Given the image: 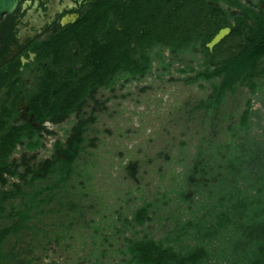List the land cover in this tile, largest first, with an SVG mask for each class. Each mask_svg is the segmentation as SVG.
Instances as JSON below:
<instances>
[{"label":"trees","instance_id":"16d2710c","mask_svg":"<svg viewBox=\"0 0 264 264\" xmlns=\"http://www.w3.org/2000/svg\"><path fill=\"white\" fill-rule=\"evenodd\" d=\"M246 23L238 22L231 38L214 52L205 46L213 33L192 34L193 27L201 25L166 21L163 39H134L116 49L115 55L107 45L94 57L95 70L85 74L84 96L97 86L112 85L109 77L114 71L116 83L151 74L156 58L146 51L145 42L149 46L162 42L176 53H189L199 43L205 51L201 56L175 54L161 59L158 77L173 75L171 69L178 63L175 71L180 76L170 80L198 85L205 94L194 104L187 102L174 117L186 136L175 150L166 145L150 158L149 163L160 159L155 166L144 169L145 160L137 157L123 164L129 154H118L120 170L129 181L121 200H141L132 209L130 204L116 208L117 201L109 203L105 195H98L101 190L95 182L105 166L97 153L100 138L88 132L104 102L87 117L79 115L66 129V137L54 143L49 157L35 165L30 160L45 147L43 134L22 129L9 147L3 140L0 264H38L39 252L45 254L52 245L71 248L69 241L76 232L85 243L92 239V264H264V111L254 108V102L260 101L264 109V16L242 31ZM157 26L150 24L154 32ZM242 32L245 37H240ZM77 91L69 89L68 115L81 106L73 102ZM192 122L199 127L188 138L185 129ZM17 141L33 151L30 158L10 161ZM151 172L158 181L150 178L142 185ZM153 221L165 228L161 237L144 232ZM84 228L88 236L79 232Z\"/></svg>","mask_w":264,"mask_h":264},{"label":"flooded vegetation","instance_id":"af4514ba","mask_svg":"<svg viewBox=\"0 0 264 264\" xmlns=\"http://www.w3.org/2000/svg\"><path fill=\"white\" fill-rule=\"evenodd\" d=\"M181 12L188 16H180ZM257 16H264V0H20L0 23V143L4 140L9 147L22 129L53 135L47 123L60 126L85 114V105L90 102H94L93 108L110 102L114 96L106 92H114L120 81H126L122 78L116 83V71L109 77V87L97 86L86 96L83 91L86 72L95 70L94 57L107 45L109 53L115 55L116 49L122 50L134 39H163L166 21H187L201 25L193 27V36L200 31L203 37L213 33L205 46L214 52L219 43L231 38L238 22L246 21L242 31L248 30L257 24ZM153 23L158 25L156 32L150 27ZM226 28L230 31L210 47L214 36ZM240 37H245L243 32ZM144 46L156 58L151 73L159 66L163 69L161 59L166 55L205 54L199 43L189 53L173 52L162 42L152 46L145 42ZM112 64L115 69V60ZM70 88L78 90L73 102L81 106L68 115ZM20 145L27 150L25 142L17 141L10 161L16 159L13 155Z\"/></svg>","mask_w":264,"mask_h":264},{"label":"rangeland","instance_id":"374dc122","mask_svg":"<svg viewBox=\"0 0 264 264\" xmlns=\"http://www.w3.org/2000/svg\"><path fill=\"white\" fill-rule=\"evenodd\" d=\"M187 57L189 58L188 55ZM177 66H179L178 63H174L172 70L174 71ZM161 70L163 69L153 70L154 72L146 78L130 81L124 86L123 81H120L114 92L107 91L106 95L111 94L114 97L101 109L97 107L95 115L98 116V120L88 132L90 136L97 135L100 138L97 141L99 146L97 153L102 165L105 166L98 174V179L95 182L97 188L101 190L98 195H105V199L109 203L117 201L116 208H126L130 204L132 209L135 203H141V200L138 199L135 203L130 198L128 201L121 200L128 188L129 181L125 180L123 177L125 173L120 170L119 163L121 160L118 154L120 152H124L126 156L129 154L123 160V164L129 159L137 157L145 160L144 169L155 166L160 159L157 158L153 163H149L150 158H155L156 153L166 145L171 144L169 149L178 148L181 140L186 136L174 117L183 112L184 108L187 107V102L194 104L200 96L205 94V90L198 85H186L181 81L170 80L172 76H180L176 71L173 75L165 74L163 78L158 77L157 73ZM145 86H147V90L143 91L142 88ZM98 97H102V95L99 94ZM93 104L94 102H90L89 105H85V117L92 112ZM260 107V102L255 101L254 108ZM262 111H264L263 108ZM75 120L77 119H70L60 126L47 123V128L54 130L55 134L43 133L45 147L38 150L37 157L31 159L30 163L35 165L40 159L48 158L53 151L56 139H64L68 134L66 129L71 128ZM197 127H199L197 122L189 123L188 127H185V130H188L187 136L190 135V132L194 135ZM254 131L261 132L257 128H254ZM190 137L191 135L188 138ZM195 143L196 138L193 139V144ZM32 154L33 151L24 150L23 146L20 145L13 157L20 161L24 155L30 158ZM146 178L141 180L142 185H146L150 178L155 183L158 181L153 172ZM149 188H152L151 185L146 187L145 191L148 192ZM135 195L138 196L137 193ZM164 229L161 223L153 221L144 232L161 237L165 232ZM79 232L84 236L89 234V230L85 228ZM78 234L76 232L69 241L71 244L69 249L52 245L45 254L39 252L42 259L38 264H77L82 260H86V264H92L90 261L94 259L92 249L95 248L93 241L91 238H87V243H85L83 235ZM109 264H113V262Z\"/></svg>","mask_w":264,"mask_h":264},{"label":"water","instance_id":"95a60500","mask_svg":"<svg viewBox=\"0 0 264 264\" xmlns=\"http://www.w3.org/2000/svg\"><path fill=\"white\" fill-rule=\"evenodd\" d=\"M20 0H0V23L4 19V17L12 13L16 6L18 5ZM230 31L229 28L221 30L219 33H217L214 38L209 42V46L213 47L215 44H217L228 32ZM0 45H1V28H0Z\"/></svg>","mask_w":264,"mask_h":264}]
</instances>
